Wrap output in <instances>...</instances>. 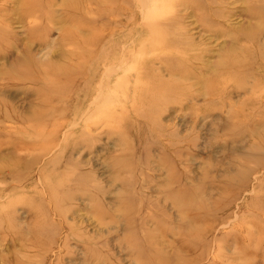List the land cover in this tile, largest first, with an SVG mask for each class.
I'll return each mask as SVG.
<instances>
[{
    "label": "rangeland",
    "instance_id": "obj_1",
    "mask_svg": "<svg viewBox=\"0 0 264 264\" xmlns=\"http://www.w3.org/2000/svg\"><path fill=\"white\" fill-rule=\"evenodd\" d=\"M82 2L0 0V264H264V0Z\"/></svg>",
    "mask_w": 264,
    "mask_h": 264
},
{
    "label": "bare ground",
    "instance_id": "obj_2",
    "mask_svg": "<svg viewBox=\"0 0 264 264\" xmlns=\"http://www.w3.org/2000/svg\"><path fill=\"white\" fill-rule=\"evenodd\" d=\"M119 1V8H121L122 6H129L132 2H131V0L129 1V0H83V4L84 5H86V6H82L81 7V5L82 4H78V3H72V5L71 4H69L68 6H67V10H68V12H70V13H73V12H75L76 14H78L79 12H80V10L79 9H85V11L87 12V14H94V12L97 10V9H99V14H104L105 15V17H106V14H114L115 13V11H113L112 12V10L111 9H107V7L108 6H111V5H113L114 3H116V2H118ZM129 2V3H128ZM136 2V3H135ZM142 2H143V8L140 10V12H142L143 14H156L157 13V11H158V7H157V5H156V3L155 4H153V6H150V7H148V10H147V8L145 7V3L147 2V0H133V3H134V5L136 6V7H141L140 5L142 4ZM92 6H94V7H92ZM145 7V8H144ZM105 8V9H104ZM146 9V10H145ZM131 10H133V9H131ZM131 10H128V9H126V10H123V11H131ZM96 13V12H95ZM97 14V13H96ZM49 16L51 17L52 16V14H49ZM102 17V16H101ZM92 18H94L95 19V17H92ZM103 18V17H102ZM118 20V19H117ZM95 22V21H94ZM92 23V22H91ZM90 23V24H91ZM150 34L152 35L151 37H152V39H154L155 38V34L152 32V31H150ZM124 39H128V38H130V35L129 36H124L123 37ZM93 40L94 39H92V38H88V42H87V45L86 46H88V47H90V45H92L93 44ZM150 40V39H149ZM79 41L82 43L83 42V44H84V41H86V39H84V40H81V39H79ZM79 41L78 40H76V43H77V45L79 46ZM125 41V40H124ZM154 41V40H153ZM136 42H137V45H139L140 44V40L139 39H137L136 40ZM85 47V46H84ZM93 47V46H92ZM80 49V48H79ZM149 50H151L150 49V47L148 48ZM74 53L78 56V58L79 59H82V60H85V59H88L90 56H91V50L89 49L88 51L87 50H85L84 52L82 51V49H80V50H76V51H74ZM122 53H120V54H117L116 56H112V58H113V61H112V64L113 63H116V62H120V64L121 63H124L125 61H127L126 59H125V57L123 56L122 58H119V56L121 55ZM143 56V54L141 55V57ZM139 55H136V56H134L132 59H133V61H135V63H134V68H133V70H134V72H135V70L137 69V67H138V71L139 70H141V68L139 69V66H141L142 64H145V62L143 61V59L141 58ZM130 61V60H129ZM146 61V60H145ZM65 73V72H64ZM61 74V75H65V74ZM124 74V73H123ZM138 74H140L141 75V73L139 72ZM137 77H139V76H137ZM125 78V75H123L122 76V78L121 79H124ZM139 78H141V76L139 77ZM141 80V79H140ZM139 80V81H140ZM101 84V83H100ZM100 93H102V95H100ZM100 93L98 94V96H97V98H95V100H96V102L99 100L100 102L101 101H103V98H104V101H105V99H106V93H107V91H102V90H100ZM54 95H56V94H52V97L51 96H47L46 97V102H44V108H43V110L41 111V113H40V115L39 116H37V119L38 120H41V124H43L44 125V117H48L49 115H50V117H52V116H54V117H58L57 115H56V112H57V110H59V105L54 101L55 99L54 98H60V96H54ZM49 99H52V100H50V101H48ZM91 102H93V101H91ZM95 103V102H94ZM90 105V104H89ZM47 106V107H46ZM50 106H52L53 108H54V111L52 112V113H48V111L47 110H49V107ZM86 109V108H85ZM91 109V108H90ZM45 110V111H44ZM86 110H88V108L86 109ZM86 110L84 111L83 110V112L85 113L86 112ZM56 111V112H55ZM83 113V114H84ZM76 123V122H75ZM39 134H42V132H38ZM244 184V183H243ZM242 184V185H243Z\"/></svg>",
    "mask_w": 264,
    "mask_h": 264
}]
</instances>
